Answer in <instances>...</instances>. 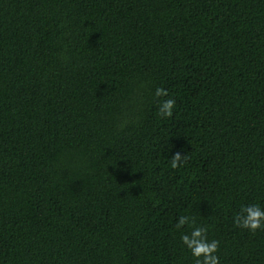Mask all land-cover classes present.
Wrapping results in <instances>:
<instances>
[{"label": "trees", "instance_id": "1", "mask_svg": "<svg viewBox=\"0 0 264 264\" xmlns=\"http://www.w3.org/2000/svg\"><path fill=\"white\" fill-rule=\"evenodd\" d=\"M251 204L264 0H0V264H195L182 215L264 264Z\"/></svg>", "mask_w": 264, "mask_h": 264}, {"label": "clouds", "instance_id": "2", "mask_svg": "<svg viewBox=\"0 0 264 264\" xmlns=\"http://www.w3.org/2000/svg\"><path fill=\"white\" fill-rule=\"evenodd\" d=\"M155 96H168L167 89L157 88ZM175 100L168 98L163 101H158V112L161 117H172ZM187 155H181L176 152L172 155L170 166L176 169L186 162ZM234 224L240 228L247 229L253 233L258 229L264 230V209L258 204L244 205L240 211L234 216ZM189 225L192 227L190 233L182 234L181 241L190 250L191 254L196 258L195 264H219V257L215 255L219 248L218 240L209 241L207 238V228L195 226V220L187 215L179 217L175 227L177 229Z\"/></svg>", "mask_w": 264, "mask_h": 264}]
</instances>
